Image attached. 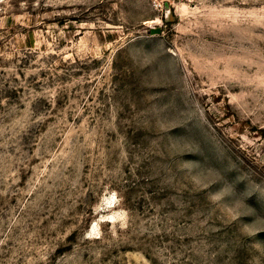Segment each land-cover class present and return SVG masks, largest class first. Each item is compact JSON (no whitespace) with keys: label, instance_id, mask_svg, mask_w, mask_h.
I'll return each instance as SVG.
<instances>
[{"label":"rangeland","instance_id":"374dc122","mask_svg":"<svg viewBox=\"0 0 264 264\" xmlns=\"http://www.w3.org/2000/svg\"><path fill=\"white\" fill-rule=\"evenodd\" d=\"M0 264H264V0H0Z\"/></svg>","mask_w":264,"mask_h":264}]
</instances>
